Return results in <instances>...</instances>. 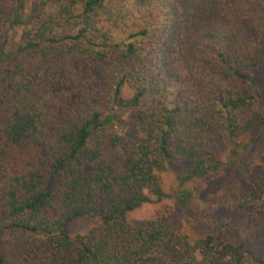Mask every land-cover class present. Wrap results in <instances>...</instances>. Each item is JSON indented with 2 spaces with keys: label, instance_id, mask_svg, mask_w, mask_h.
<instances>
[{
  "label": "trees",
  "instance_id": "trees-1",
  "mask_svg": "<svg viewBox=\"0 0 264 264\" xmlns=\"http://www.w3.org/2000/svg\"><path fill=\"white\" fill-rule=\"evenodd\" d=\"M0 39V264H264V0H0Z\"/></svg>",
  "mask_w": 264,
  "mask_h": 264
},
{
  "label": "rangeland",
  "instance_id": "rangeland-1",
  "mask_svg": "<svg viewBox=\"0 0 264 264\" xmlns=\"http://www.w3.org/2000/svg\"><path fill=\"white\" fill-rule=\"evenodd\" d=\"M2 39H0V48L2 47ZM101 75H106L105 72H103ZM258 80L262 84L264 88V66L258 73ZM185 170L184 164H177L172 167L171 172L169 174H163L162 175V181L164 184H171L172 182H175V178L178 176V174L183 173ZM176 184V183H175ZM199 186L200 190H203V194L207 198L208 201L213 202V206L217 207L222 205L225 202V195L223 194L224 185L222 181H215L212 180L210 183L208 182V185H197ZM190 189L192 188V185L188 186ZM225 208L224 206H221V209ZM177 211L173 205L172 202L166 201L163 203H160L158 205H144L137 210L133 211L128 215V219L138 225H144L149 220L153 219L158 214H165V215H171L175 214ZM98 222L96 220H83L78 219L73 221L71 224H69L64 232L68 235L74 236V235H84L89 229L94 227Z\"/></svg>",
  "mask_w": 264,
  "mask_h": 264
}]
</instances>
